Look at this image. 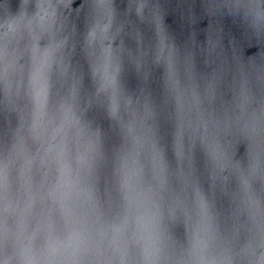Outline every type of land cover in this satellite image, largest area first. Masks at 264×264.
Listing matches in <instances>:
<instances>
[{
    "label": "water",
    "instance_id": "water-1",
    "mask_svg": "<svg viewBox=\"0 0 264 264\" xmlns=\"http://www.w3.org/2000/svg\"><path fill=\"white\" fill-rule=\"evenodd\" d=\"M0 264H264V0H0Z\"/></svg>",
    "mask_w": 264,
    "mask_h": 264
},
{
    "label": "clouds",
    "instance_id": "clouds-1",
    "mask_svg": "<svg viewBox=\"0 0 264 264\" xmlns=\"http://www.w3.org/2000/svg\"><path fill=\"white\" fill-rule=\"evenodd\" d=\"M51 56V49L41 52L39 48L34 49L36 67L32 76V85L35 89V99L37 102L38 114H42L46 105V84L42 80V72L48 65ZM43 92V98L39 99L40 93Z\"/></svg>",
    "mask_w": 264,
    "mask_h": 264
},
{
    "label": "snow or ice",
    "instance_id": "snow-or-ice-1",
    "mask_svg": "<svg viewBox=\"0 0 264 264\" xmlns=\"http://www.w3.org/2000/svg\"><path fill=\"white\" fill-rule=\"evenodd\" d=\"M104 0H100V3L103 4ZM43 98V92L40 93V97L39 99H42Z\"/></svg>",
    "mask_w": 264,
    "mask_h": 264
}]
</instances>
